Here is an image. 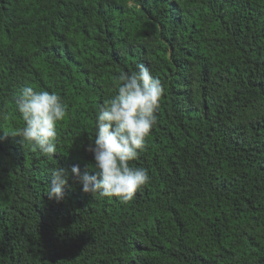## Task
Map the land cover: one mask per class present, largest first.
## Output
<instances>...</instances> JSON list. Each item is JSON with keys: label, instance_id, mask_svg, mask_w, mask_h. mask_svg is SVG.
Listing matches in <instances>:
<instances>
[{"label": "trees", "instance_id": "1", "mask_svg": "<svg viewBox=\"0 0 264 264\" xmlns=\"http://www.w3.org/2000/svg\"><path fill=\"white\" fill-rule=\"evenodd\" d=\"M0 264H264V0H0Z\"/></svg>", "mask_w": 264, "mask_h": 264}]
</instances>
